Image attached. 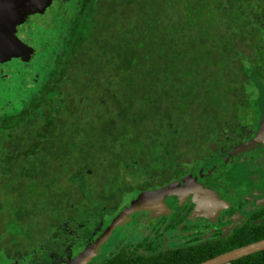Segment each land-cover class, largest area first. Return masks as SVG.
<instances>
[{"label": "trees", "instance_id": "trees-1", "mask_svg": "<svg viewBox=\"0 0 264 264\" xmlns=\"http://www.w3.org/2000/svg\"><path fill=\"white\" fill-rule=\"evenodd\" d=\"M79 1L57 8L58 32L38 42L35 87L0 100V253L11 263L54 262L139 192L252 144L248 86L264 98V0ZM247 225L206 252L138 243L97 264H200L264 240V223ZM226 264H264V251Z\"/></svg>", "mask_w": 264, "mask_h": 264}, {"label": "flooded vegetation", "instance_id": "flooded-vegetation-1", "mask_svg": "<svg viewBox=\"0 0 264 264\" xmlns=\"http://www.w3.org/2000/svg\"><path fill=\"white\" fill-rule=\"evenodd\" d=\"M79 2V0H51L50 8L57 6L61 14H66L75 6L77 7ZM250 99L252 102L256 101L259 103L261 108H263L264 98H260L259 95L257 96V93L256 95H250ZM256 110L258 113L253 123H251L250 127L252 129H248V133L252 134V138H250L252 139V144L247 143L244 147L234 149L230 154L221 155L216 159L208 160L206 163L196 165V162L193 168L190 167V171L183 169L185 172H182L181 176L171 183L158 189L141 191L134 196L136 198L139 194L158 193L157 206L160 207V215L158 212L157 215H159V218L157 221L155 220L150 223L144 238L135 242H125L120 239L117 241L115 249L111 252L114 253L119 248L134 246L138 243H145V245L151 243L153 248H155V252L185 251L190 247H195L194 250H198L199 252H206L202 248L207 249V245L215 244L217 241L231 237L245 223L248 224L247 226L263 224L264 108L261 111L258 108ZM230 155H233L235 159H231L232 161L228 162V159L226 160L225 158ZM214 165L215 169L212 168L209 172V167ZM240 168L243 169L242 172L238 173L241 176L237 174V179L233 181L235 182L234 185L237 186V190L231 193V191L228 192V185L225 186V193L223 191V194L219 196L222 200L220 201L223 216L216 219L214 223H211L210 218L214 216V213H206L200 209L202 205L201 201L206 200L205 194L204 196L200 195V188L202 190L204 188L211 189L217 193V186H212V184L219 180L226 181L228 179L227 175L233 173L235 169L238 170ZM228 197L229 200L224 201ZM134 198L130 200L132 201ZM163 208H165L164 211H162ZM121 211L115 214L114 217ZM102 232L84 244L83 247L78 248L77 254L74 253L72 255L71 252H74V250H69L66 247L61 252H57L58 255H55L57 256L55 258L56 261L53 262L49 259L46 263H42L37 260V263L34 264H71L76 260L80 250L90 246L101 236ZM32 257L33 255H31L30 260L18 259L12 264H33ZM90 264L95 263L92 261Z\"/></svg>", "mask_w": 264, "mask_h": 264}, {"label": "rangeland", "instance_id": "rangeland-1", "mask_svg": "<svg viewBox=\"0 0 264 264\" xmlns=\"http://www.w3.org/2000/svg\"><path fill=\"white\" fill-rule=\"evenodd\" d=\"M35 2L33 1L32 4ZM38 3L39 2L37 1L35 9H32L30 13L25 12L26 15L23 22L16 26L15 34H13V37H15L14 39H17L26 47L23 48L22 46L19 47L17 45L16 51L12 49V51L18 55L20 54V51H27V48L34 46V48H31L35 49V51L37 50V52L28 60H26V57L22 55L12 57L4 62L0 60V100L5 102L4 104H6V106H8L9 103L11 104L16 98H20L26 91L35 87V83L37 82L35 79L37 76L36 72L42 70V67L44 66V57L42 56L45 55L43 53V48L39 49L40 46L37 44L41 41V39H44L52 32H58L59 30V16L61 14L58 15L55 13L57 6L50 8V5L45 6V3H43L38 6ZM37 8H40V10ZM53 18L57 20L55 27L53 25ZM27 41H31V43H28ZM9 43L4 40L0 43V56H2L3 59L11 55L5 53L6 48L8 49L6 45ZM39 44L41 45L40 42ZM257 88L259 87L252 83L247 89L248 92L251 91V94L255 95L254 92L259 90ZM258 95L259 93L257 96ZM259 97L261 98V95H259ZM258 110H263L259 103ZM225 159H228L229 162L235 158L233 155H230ZM214 167L215 165L210 166L209 172ZM242 171V168L238 170L235 169L233 173L227 175L228 179L226 181L219 180L218 182L213 183L212 186H217V193L213 192L211 189L204 188L202 190V188H200V195L204 196L205 194L206 197L205 201H201L202 205L200 209L206 213H214V216L210 218L211 223H214L216 219L223 216L221 213L222 200L219 196L223 194L226 185H228V192L231 191V193H233V191L235 192L237 190V186L234 185L235 182L233 181L237 179V176L239 175L238 173ZM157 195L158 193L155 192L139 194L132 201L130 200L132 204L112 219L111 223L103 229L101 236L96 241H94L90 246L80 250L76 260L71 264H90L92 261L96 264L107 257L108 254L110 255L113 253L111 251L115 249V245L120 239L125 242H135L144 238L150 223L155 220L157 221L160 215V207L157 206L159 197ZM225 200L228 201L229 197L225 198L224 201ZM164 210L165 208L162 209V211ZM157 212L159 215H157ZM147 217L149 218L147 219ZM76 251L77 250L71 252L72 255L74 253L77 254ZM0 264L12 263L3 253H0Z\"/></svg>", "mask_w": 264, "mask_h": 264}, {"label": "water", "instance_id": "water-1", "mask_svg": "<svg viewBox=\"0 0 264 264\" xmlns=\"http://www.w3.org/2000/svg\"><path fill=\"white\" fill-rule=\"evenodd\" d=\"M33 1H38V6L42 5L43 3H45V6H49L51 0H0V43L3 40L8 41V43L10 42L6 45V47H8V49H11L8 50L6 48L5 53L11 54L7 58L3 59L2 56H0V60L2 62L12 57H17L18 55L25 56L26 60H28L34 53V50L31 47L27 48V51H20V54L18 55H16L12 51V49L16 51L17 45L19 47L22 46L23 48L26 47L17 39H14L15 37H13V34H15L16 26L20 25L23 22V19L26 15L25 12L30 13L32 9H35L36 2L32 4ZM37 9L40 10V8ZM260 251H264V240L249 244L247 246L232 250L230 252H226L200 264H226Z\"/></svg>", "mask_w": 264, "mask_h": 264}]
</instances>
